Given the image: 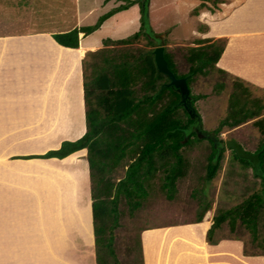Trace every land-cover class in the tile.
I'll use <instances>...</instances> for the list:
<instances>
[{"label":"trees","instance_id":"16d2710c","mask_svg":"<svg viewBox=\"0 0 264 264\" xmlns=\"http://www.w3.org/2000/svg\"><path fill=\"white\" fill-rule=\"evenodd\" d=\"M206 2L201 0V4H205L203 6H208ZM133 3H138L140 7L139 31L126 38L105 41L106 44H127L139 39L145 41V47H134V51L127 52L128 55L126 52L116 53L113 60L108 58L107 61H98L90 72L86 69L85 133L76 140H65L57 149L48 150L43 154L14 158H64L86 148L90 170L96 263L137 264L142 248L141 245L137 248L136 239L139 242V234L144 229L159 226L138 225L134 219L148 203V197L154 190V179L158 174L162 175L163 180L160 190L166 191L169 199L174 197L178 181L187 175L189 158L186 150L194 146V138L199 139L196 130L192 128L197 122L196 118L202 120L195 107L196 100L201 96L193 93V87L196 86L199 75H212L215 71L222 79L216 84L217 87L233 88L229 104L232 108V119L222 121L212 131L216 142L200 137L210 144L204 152V181H211L225 164L224 149L219 147L223 141L218 136L224 122L228 124L227 127L233 128L251 119L252 126L261 134V142L255 150V153L259 152V163L254 167L249 161L238 158L232 147L230 162L232 166L233 162L238 163L243 170L252 167L253 175L261 179L262 186L252 193L249 191L250 187H245L242 193L247 195L245 199L225 210H219L207 230L206 239L210 244H216L224 238L238 239V234L217 235L220 227L226 222L232 230H237L238 220L242 225L250 227L252 238L257 239L258 233H264V105L259 99H255L251 102L255 103L256 108H252L254 104L248 101L250 84L216 65L225 49V37L204 46L180 45L183 50L178 54L170 50L163 39L164 55L169 68L177 77L187 78L190 104L196 113L195 117L190 116L180 103L177 90L166 84L167 77L156 69L152 54L156 45L151 40V36L155 35L152 30L148 32L144 26L149 0H127L126 4L99 17L95 24L55 33L53 38L64 47L76 48L79 45V32L89 34L95 31L113 12L125 9ZM182 55L185 57L182 58ZM184 67L186 70H182ZM236 106L238 110L234 109ZM236 113L238 117H234ZM119 167L122 169L121 173ZM232 173L236 174L232 169L227 170V174ZM204 196L205 199L200 205L202 210L195 219L197 222L202 220L212 206V197L208 194ZM126 215L131 218L127 216L126 219ZM122 229L126 231L125 238H128V242L120 249L118 255L115 234L117 230ZM244 254L264 255V249L259 254L256 249H244ZM140 263L143 264L142 259Z\"/></svg>","mask_w":264,"mask_h":264},{"label":"rangeland","instance_id":"374dc122","mask_svg":"<svg viewBox=\"0 0 264 264\" xmlns=\"http://www.w3.org/2000/svg\"><path fill=\"white\" fill-rule=\"evenodd\" d=\"M206 1L208 6H203L205 4H201V0H150L148 15L145 19L146 25L144 24V26L148 32L151 30L153 31L155 37L153 36V38L151 36V40L155 45H158L160 40L164 39L166 41H164L165 45L178 54V52L180 53L181 50H183L180 48V45L185 44L194 47L204 46L215 42L218 38L225 37L227 40L225 49L216 65L250 84V87L248 86V98L250 100L248 101L254 104L251 106L252 108H256L255 103L251 102L255 99H259V102L264 105V0ZM200 4L201 7H199ZM132 9L133 8H127L126 10L121 9L119 13H116L115 17L122 15V17L125 18L131 13ZM129 17L130 16L127 18ZM9 26L10 25H6L5 23H0V29H5ZM132 30L133 27L122 28L119 33L114 34V36H126L130 34ZM207 30V35L209 37H202V33L205 35ZM214 35L220 36L214 39ZM184 57L185 55H182V58ZM41 63L42 62L33 57H30L26 63H17L19 66V71L17 72L19 78L18 81L13 79L11 83L12 88H10L12 89L13 96L10 98L6 96L4 92L6 88L3 86L0 87V91H3L0 92V116L4 113L2 118L6 115L5 111L7 109L6 107H8L4 105H9L13 100L17 99L16 83L20 91L25 90L30 81H25L24 78H34L36 74H40L38 66ZM261 63L263 69H256L258 68L257 65ZM184 69L186 70V67L182 68V70ZM0 72H3V70H0ZM0 75L3 74L0 73ZM219 81H222V79L220 75L214 71L212 75H199L197 84L193 87V93L200 94L201 96L196 100L195 107L201 115L202 120L200 121V126L194 123L192 129L196 131L201 129V134L207 132L214 135L212 131L220 125L222 121H231L232 119V108L229 104L233 88L217 87L216 84ZM234 109L238 110V106L234 107ZM42 110L41 107L40 111ZM38 113L39 111L36 110V114ZM7 115L9 114L7 113ZM234 117H238V113H236ZM251 121L250 119L233 128L227 127L228 124L224 122L223 128L218 136L223 141L219 147H223L224 149L225 164L222 170L217 173L211 181H204L203 178L205 171L204 165L206 163L204 152L210 144L207 140H201L202 138L200 137L199 139L194 138V146L186 150V155L189 158L187 175L178 181L177 189L174 190V197L169 199L166 195V191L160 190V184L163 180L161 179L162 175L158 174V177L154 179V190L148 197V203L140 210L138 217L134 219L136 224H154L160 228L168 226L165 231L175 230L180 233L183 232L188 225L191 226L189 228L196 233L200 229L198 225H205L208 230L213 223L215 215L220 212L219 210L232 207L247 197V195L244 196L242 194L245 187H250V193L259 190L262 186V182L259 177L253 175V168L247 167L246 170H243L238 163L234 162V166H232L230 162L232 150L227 146L228 141L234 140L238 142L244 150L255 153L256 148L261 142V134L252 126ZM12 129L14 130L13 134H11ZM22 130L25 131V129H19L15 125L0 123V156L1 152H4L6 147L11 144L15 146L10 148L9 153H12V151L18 148L22 149L20 150L22 154H27L36 150L40 151L44 147L40 145L43 144V142L40 144L27 143L28 140H32L31 136L28 135L25 136L23 143L21 139ZM54 137L58 139V136L54 135ZM46 141L47 140L44 142ZM72 160H74V158H72ZM29 163H31V161L23 162L22 166H13L7 171L0 172V207L2 205L10 206L9 204L12 199L14 200L12 205H14V203H19L16 201L18 197L11 195L8 188H3L2 184H9L12 182L7 179V175H11L14 170H17L18 177L21 173L38 171L36 170L39 167L37 162H34L35 167H28ZM51 163L53 162H49V164L45 166L49 168L46 170L47 172H45L47 174L57 171L56 166ZM228 169H232L236 174H227ZM121 172L122 169L119 167V173ZM67 180L71 181L69 174H67V179L65 181ZM31 181L35 183L34 180L31 179ZM60 186L62 187L64 184L62 183ZM60 186L58 189L61 188ZM67 187L75 189L73 182L70 184L68 183L66 188ZM67 192H64L66 194L64 197L65 200H68L73 194L75 196V192L70 196L67 195ZM203 193L212 197V206L206 211L202 220L197 222L195 219L198 217V212H201L202 208L200 205L205 199V194ZM50 198L52 199L53 195ZM51 209L52 205L46 206L43 212L44 214L42 218H40L43 223V232L35 226L25 228L26 225L20 224V221L17 222L20 216L11 215L10 213L6 214L7 212H4L5 209L0 212V216H2L3 219L0 223V264H82L81 262L84 260H86L87 264H91L92 256L86 252L85 246L81 247L80 245L83 240L64 239L66 236L62 239L57 237L56 230L60 225L58 220L61 219V213L55 216V218L51 216ZM63 216L62 213V217ZM72 216L73 214L68 213L65 221H69ZM127 216L128 215H126V219ZM128 218L130 219L131 217L128 216ZM12 220L18 225L11 224ZM72 224H77V221ZM175 224L178 226L181 224L183 225L179 228L171 226ZM131 226L132 225H130V229ZM63 228L64 234L69 233L68 235H71L72 229L70 223L64 222ZM152 228H147L143 231ZM220 228L221 230H219L217 235L224 234L225 236L227 234H238V241L225 239L224 244L220 246L221 249H216V251H221V254L225 252V255H215L209 261L207 259L208 254L205 252L203 258L204 262L207 260L208 264H214L213 261L223 262L224 260L225 262L221 264H264L263 254L259 255L257 258H249V260H246L245 257L242 256L244 249H256L258 254L261 253L262 249H264V233H258L257 239H253L250 227L242 225L239 220L237 230H232L228 222L224 223ZM12 230H19V232ZM188 230L191 231L190 229ZM205 230L206 227L202 233L206 239L207 231ZM125 232L126 231L122 229L120 231L117 230L115 234L118 255H120V249L124 248L128 242V238H125ZM141 233L139 234V242L136 239L137 248L141 245ZM24 235H28V237H24ZM240 237H243V239ZM202 248L201 246L195 245L194 250H196L197 254L191 252L190 255L188 253L189 257L192 256L194 259H198L199 255L197 251ZM91 249L95 252V245L94 249L92 247ZM135 250L137 251V249ZM141 253L142 250H140V256L136 261L137 264H142L140 263L142 259ZM203 254L204 251H201V255ZM185 262H188L187 258ZM163 264H176L175 262H171V254L169 252Z\"/></svg>","mask_w":264,"mask_h":264},{"label":"crops","instance_id":"0c3cea01","mask_svg":"<svg viewBox=\"0 0 264 264\" xmlns=\"http://www.w3.org/2000/svg\"><path fill=\"white\" fill-rule=\"evenodd\" d=\"M126 1L0 0V23L10 25L8 28L0 29V70H3V72H0L3 74L0 75V87L6 88L4 91L6 96L9 98L13 96L12 89H10L12 88L11 83L13 79L18 81L19 66L17 63H26L30 57L42 62L38 66L40 74H36L34 78H24L25 81H30L25 90L20 91L16 83L17 99L9 105H4L8 107H6V115L3 118L4 113L0 116V123L25 129V131L22 130L21 136L23 143L25 136L28 135L31 136L32 140H28L27 143L40 144L43 142L40 145L44 146L40 151L36 150L22 154V151H20L22 149L18 148L9 153L10 148L15 146L11 144L6 147L4 152H1V173L13 166H22L23 162L28 161H31L28 167H35L34 162H37L39 167L36 169L38 171L21 173L19 177L17 176V170H14L11 175H7V179L12 182L9 184L4 183L2 186L5 189L8 188L11 195L18 197L16 201L20 204L14 203L12 205L14 201L12 199L10 206L2 205L0 207V212L5 209L6 214L20 216L17 222L20 221V224L26 225L25 228L35 226L43 232V223L40 218H42L46 206L52 205L51 216L55 217L61 213L60 217L63 219L58 220L60 225L56 230L57 237L62 239L66 236L64 239L83 240L80 245L81 247L85 246L86 252L92 256L91 264L97 263L95 252L91 249V247L94 249V232L87 149L77 150L64 158H31L26 160L14 157L43 154L48 150L57 149L63 141L76 140L85 133L87 128L84 101V75L86 69L90 72L98 61L103 59L107 61L108 58L113 60L116 53H127L128 51H134V47H145V41L139 39L127 44H106L105 41L106 39L126 38L139 31L141 26L139 4L133 3L127 7L128 9L133 8L128 15L129 18H127L128 16L123 18L122 15L115 17L116 13L120 12L116 11L106 18L95 31L89 34L79 32V45L76 48L64 47L58 44L53 35L73 28L93 25L99 17L120 5L126 4ZM149 6L150 0L148 9ZM130 27H133L130 34L121 37L114 36L122 28ZM205 33V35L202 33V37H209L207 35L208 30ZM219 36L214 35V39ZM162 42L163 40H160L159 44H162ZM257 67L256 69L262 70V63L258 64ZM41 107L42 111H40ZM36 110L39 111L38 114H36ZM13 133L14 130L12 129L11 134ZM54 135L58 136V139ZM45 140L47 141L44 142ZM49 162H53L51 164L55 165L57 169L51 174L45 173L49 169L45 167ZM67 174H69L71 181H65ZM71 182L74 183L75 189L72 187L66 188L68 183ZM62 183L64 186L61 187ZM59 186L60 189H58ZM65 191H69L67 192L68 196L75 192V196L73 194L68 200H65ZM52 195L53 198L51 199ZM68 213L73 214V216L69 221H65ZM1 221H3L2 216H0V223ZM75 221H77V224H72ZM64 222L71 224V235H68L69 233L64 234ZM11 224L16 223L12 220ZM181 225L171 226L179 228ZM198 226L200 229L197 233L191 230L189 225L186 228L187 231L185 229L181 233L175 230L165 231L168 226L154 227L143 231L141 233L143 264H163L168 252L171 254V262L176 264H208L207 260L206 262L203 261L205 252L208 254L207 259L209 261L215 255H225V252L221 254V251H216V249H221L220 246L224 244L226 238L219 240L216 244H210L202 233L205 227L207 231V226ZM12 231L19 232V230ZM24 237H28V235H24ZM231 240L238 241V239ZM195 245L203 247L197 251L198 259L188 255V253L191 255V252L196 253V250H194ZM201 251H204L203 255H201ZM242 256L249 260V258H257L259 255H245L243 252ZM186 258L188 262H185ZM213 262L214 264H221L225 261ZM81 263L87 264L86 260Z\"/></svg>","mask_w":264,"mask_h":264},{"label":"water","instance_id":"95a60500","mask_svg":"<svg viewBox=\"0 0 264 264\" xmlns=\"http://www.w3.org/2000/svg\"><path fill=\"white\" fill-rule=\"evenodd\" d=\"M164 52H165V46L163 44L157 45L152 50L156 69L158 72L164 74L167 77L168 82L166 84L170 87H173L175 90H177V92L180 94V103L185 107V109L188 111L190 116L195 117L196 113L190 104L191 103L190 90L187 85V78L177 77L174 74V72L168 66ZM196 120H197L196 122L197 126H200V119L196 118ZM200 131L201 129H198L196 131L199 137L210 138L216 142L217 139L214 135H211L207 132H204V134H201ZM227 146L233 148L238 158L249 161L250 163L253 164L254 167L258 165L259 152H256V153L248 152L244 150V148L238 142L234 140L228 141Z\"/></svg>","mask_w":264,"mask_h":264},{"label":"bare ground","instance_id":"6f19581e","mask_svg":"<svg viewBox=\"0 0 264 264\" xmlns=\"http://www.w3.org/2000/svg\"><path fill=\"white\" fill-rule=\"evenodd\" d=\"M230 49V48H229ZM228 51V50H227ZM147 231V230H146ZM206 231V230H205Z\"/></svg>","mask_w":264,"mask_h":264},{"label":"clouds","instance_id":"9594fccd","mask_svg":"<svg viewBox=\"0 0 264 264\" xmlns=\"http://www.w3.org/2000/svg\"><path fill=\"white\" fill-rule=\"evenodd\" d=\"M156 47V46H155ZM154 49V48H153Z\"/></svg>","mask_w":264,"mask_h":264}]
</instances>
